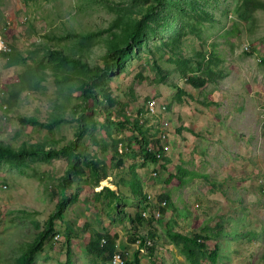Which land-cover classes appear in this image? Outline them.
<instances>
[{
  "label": "rangeland",
  "instance_id": "rangeland-1",
  "mask_svg": "<svg viewBox=\"0 0 264 264\" xmlns=\"http://www.w3.org/2000/svg\"><path fill=\"white\" fill-rule=\"evenodd\" d=\"M0 36V147L59 150L81 127L78 163L0 157V264L45 230L64 176V216L32 264H109L98 233L129 263L191 264L180 234L201 263L264 264V0H0ZM133 125L149 147L166 131L156 163ZM148 234L152 255L136 242Z\"/></svg>",
  "mask_w": 264,
  "mask_h": 264
},
{
  "label": "trees",
  "instance_id": "trees-1",
  "mask_svg": "<svg viewBox=\"0 0 264 264\" xmlns=\"http://www.w3.org/2000/svg\"><path fill=\"white\" fill-rule=\"evenodd\" d=\"M154 10H155L154 7H151L145 13L143 18L136 24V26L134 27V30H133V36L140 32L141 26L145 23L146 20H149L151 18V16L154 13ZM111 59L113 60L112 62L105 63L103 65L102 70L104 72L111 71L113 66L117 63V59L113 55L111 56ZM66 60H68V59H66ZM186 81L188 84H190L193 88H196V89H202L207 84L206 79L203 77H188V78H186ZM98 92L101 94V96L103 97V100L105 101V103L108 106L112 107L116 104L115 100L111 96V92H110L109 88L99 89ZM82 95H83V98H82L83 107L86 108V103L89 99L92 98V94L89 90L86 89V86H84V91H83ZM119 124L120 123H118V125ZM120 125L123 126L122 124H120ZM130 130H132V133H133V131H135L137 133V135H135V136L133 135V136H134V140L136 141V143L140 147L142 158L150 160L152 163H156L157 162L156 153H158L159 151L162 150V147L160 146L159 139L152 140L151 145H150L151 148H149V145H147V142H145V140L142 137V133H141L140 129L136 125H133ZM80 133H81V127L79 126L78 131L75 135V140L73 142H71L70 144L64 145L59 150H52V149L47 150V151H44V150L25 151V150H23V151L13 152L11 150L4 149V148L0 147V157H10V158L19 157V158H21L24 156H27V157L36 156L40 153L45 154L47 156H57L60 154H64L65 152H68V151L75 153L77 151V148L80 146V137H81ZM74 158H75V163H78L81 161V158L78 155V153H75ZM123 162H124L123 159H118L117 164H116L117 168H120L123 165ZM90 165H91V163H89V166ZM60 182H61V188L59 190L60 198L56 204L55 212L52 213L48 217L46 224H45V230L40 234V236L37 238L35 243L27 249L26 253L21 258L19 264H32L33 263L34 256L40 251L42 245L44 244V242L47 238V236L53 230L54 223L56 221L62 220V218L64 216V209H65V204H66L65 195H64L65 188L71 183V181L68 178V176H64L60 179ZM111 194L114 196L113 192H111ZM167 199L168 198L166 196L160 197V200H163V201H166ZM135 218H136L135 220L138 223L145 221V219L141 215H136ZM133 231L134 232L137 231L135 227H133ZM148 235H149L148 237H151V238L153 237L152 234H148ZM174 236L182 242V244L184 246V251H185L188 259L190 260L191 264H206V263H201L200 261L197 260L198 259V253L195 251V249H193L189 245V240L187 237L180 235V234H177ZM197 240H198V236H195L194 242L197 243ZM101 241H104V243L102 244ZM92 246L95 249V251L98 252V255H100V257L102 259H104L105 261H109L113 255V253L116 251V245H115L114 239L108 233L96 234V238L94 239ZM147 249H148V253L152 255L153 254L152 247H148ZM200 257H201V255H200ZM211 260H212L213 264L216 262V252L215 251L212 253ZM125 263L126 264H139L136 259H133L130 263L128 261H126V259H125Z\"/></svg>",
  "mask_w": 264,
  "mask_h": 264
},
{
  "label": "built area",
  "instance_id": "built-area-1",
  "mask_svg": "<svg viewBox=\"0 0 264 264\" xmlns=\"http://www.w3.org/2000/svg\"><path fill=\"white\" fill-rule=\"evenodd\" d=\"M9 51H10V48L6 45V42L0 36V53H7ZM147 109L149 110L151 116H154L157 112H159V111H157V106H156L155 101H149L148 102V105H147ZM167 126H168V123L167 122H164L163 123V127L164 128H167ZM166 136H167L166 131H162L160 138L158 137L159 142H160V139H164ZM160 146L162 147L161 143H160ZM149 148H151V147H149ZM165 204H166V202L163 201L161 203L162 206H159L158 208L164 207ZM157 213H158L157 215L159 216V210H157ZM142 215H143L144 218L146 217L145 216V213H142ZM147 237H148V235H147ZM147 237H145L143 239L142 238L141 239H138L136 241L137 243H139L140 245H142V247L140 249H142V248H148V247L152 246V243L149 240V237L148 238ZM55 238H58V236L55 237ZM101 242H102V244L104 243V241H101ZM108 262H109V264H126L124 257L119 253V251H115L113 253L111 259Z\"/></svg>",
  "mask_w": 264,
  "mask_h": 264
},
{
  "label": "bare ground",
  "instance_id": "bare-ground-1",
  "mask_svg": "<svg viewBox=\"0 0 264 264\" xmlns=\"http://www.w3.org/2000/svg\"><path fill=\"white\" fill-rule=\"evenodd\" d=\"M107 184H108L107 181H103L101 185H102V186H105V185H107Z\"/></svg>",
  "mask_w": 264,
  "mask_h": 264
}]
</instances>
